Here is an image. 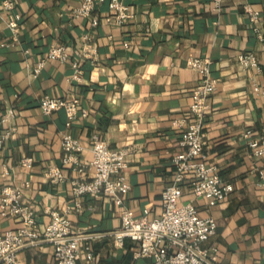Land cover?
<instances>
[{
	"label": "crops",
	"instance_id": "crops-1",
	"mask_svg": "<svg viewBox=\"0 0 264 264\" xmlns=\"http://www.w3.org/2000/svg\"><path fill=\"white\" fill-rule=\"evenodd\" d=\"M4 1L12 2V9L4 10ZM81 1L0 0V40L11 42L6 22L21 15L16 41L0 46V115L8 108L14 114L1 125L9 137L0 150V191L23 185L22 198L36 217L37 232L49 222V212L58 211L66 214L72 231L90 236L81 245L92 248L93 258L87 261L81 254L76 264H147V258L136 257L138 246L131 239L125 237L121 248L114 245L120 206L104 195L73 196L72 179L84 181L88 172L63 165L60 139L66 133L78 140L84 163L91 158L92 134L112 148H127L123 174L130 187L120 195L122 205L135 218L159 217L160 193L173 181L171 158L181 150L178 140L190 118L191 91L200 81L187 60L206 57L218 83L207 100L205 161L233 189L210 206L184 186L179 201H192L201 217L214 218L217 230L202 244L215 246L219 264H264L263 159L251 155L241 135L246 128L255 136L264 134V51L243 6L259 11L264 32V0H221L220 11L211 0H123L133 17L121 25L105 22L110 10L109 0H103L94 12L99 24L91 34V56L79 60L82 73L74 81L71 60L92 30L89 17L72 14ZM56 44L70 49L68 61H46L34 78L37 61ZM238 53H251L257 67L240 68ZM44 95L77 97L88 114H78L67 127L62 110L41 113ZM23 157L33 159L31 167L18 165ZM54 165L62 169L64 182L52 184L45 177ZM19 226L18 218L0 216V233ZM16 260L53 264L52 245L25 246Z\"/></svg>",
	"mask_w": 264,
	"mask_h": 264
},
{
	"label": "built area",
	"instance_id": "built-area-1",
	"mask_svg": "<svg viewBox=\"0 0 264 264\" xmlns=\"http://www.w3.org/2000/svg\"><path fill=\"white\" fill-rule=\"evenodd\" d=\"M103 0H82L71 11L75 17H89L92 30L83 36L84 48L72 59V73L70 78L80 80L82 73L80 59L91 56V34L99 24L98 17L94 14L95 8ZM216 11L221 9V0H211ZM4 10L12 9V2H3ZM247 15L250 30L255 38L262 43L264 51V32L261 27V17L257 9L248 4L243 5ZM107 8L110 14L104 18L105 22L121 25L133 17L129 6L123 0H109ZM21 15L16 13L7 20L6 28L11 33V42L0 40V46L8 47L16 41L19 31ZM94 52V51H93ZM70 49L63 44L52 45L44 59L38 60L32 76L35 78L46 61L57 60L61 63L68 61ZM95 56H92L94 59ZM238 66L240 68H255L257 62L251 53H238ZM187 66L200 75L199 83L192 89L191 102L189 104L190 118L185 124L178 143L181 150L174 153L171 160L175 168L173 181L161 191L162 213L159 217L149 220L146 216L135 218L122 205L121 194L129 189L123 170L127 167V148H112L106 140L97 134H92L89 141L91 158L84 163L79 158L83 146L75 138L63 133L60 139L65 156L62 163L65 166H73L79 172H88L84 181L73 178L71 190L74 197L84 194L93 196H108L116 205L120 206L121 226L113 232L114 245L123 247L125 237L136 243L138 249L136 257H145L147 264H219L216 261V248L203 247V242L209 240L217 230L213 217H201L198 210L191 202L180 203L182 189L186 186L194 197L203 198L207 204L213 206L222 201L232 191V184L223 181L217 172V168L206 163L204 154V120L208 111V97L214 92L218 83L211 75V60L209 58L190 57ZM41 113L50 115L53 111L62 110L66 115L67 127L78 114L86 117L88 112L80 109V101L77 97L61 98L42 96L39 100ZM14 116L13 110L8 108L0 115V150L4 141L9 137V131L2 130L3 122ZM251 155L254 158L263 159L259 174L264 173V134L255 136L251 128L242 132ZM33 159L23 157L18 165L31 167ZM45 177L52 184L65 181L62 169L50 166ZM29 183L25 182L24 186ZM23 185H5L0 191V216H13L18 218L20 226L14 230H5L0 233V264H18L16 254L25 246L35 245L45 241L52 245L53 264H76L79 255L83 254L87 261L93 258V250L81 242L88 240L90 236L81 232L72 231L70 221L66 214L58 211H50V220L41 232H37V221L28 204L22 198ZM78 206V202H75Z\"/></svg>",
	"mask_w": 264,
	"mask_h": 264
}]
</instances>
